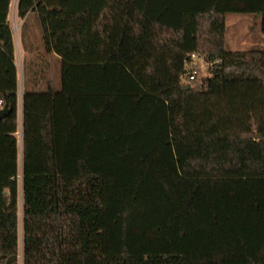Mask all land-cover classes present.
Returning <instances> with one entry per match:
<instances>
[{
	"label": "trees",
	"instance_id": "16d2710c",
	"mask_svg": "<svg viewBox=\"0 0 264 264\" xmlns=\"http://www.w3.org/2000/svg\"><path fill=\"white\" fill-rule=\"evenodd\" d=\"M0 0V264H18L17 67ZM98 20L22 95L23 264H264V49H225L264 0H18ZM61 15V14H58ZM191 53L208 76L182 83Z\"/></svg>",
	"mask_w": 264,
	"mask_h": 264
},
{
	"label": "rangeland",
	"instance_id": "374dc122",
	"mask_svg": "<svg viewBox=\"0 0 264 264\" xmlns=\"http://www.w3.org/2000/svg\"><path fill=\"white\" fill-rule=\"evenodd\" d=\"M18 0H11L7 16L15 49L17 67V114L18 127L15 133L18 143V264H23L22 231V129L21 102L24 90L41 91L48 86L60 88V63L58 51L97 48L98 20L93 13L80 14L88 23L77 21V15L37 14L35 12L20 18L17 14ZM254 48L264 49V33L260 27V16L255 14L227 13L225 15V49L247 52ZM196 66L200 76H208L207 63L198 59ZM189 65H186L188 69ZM182 83H187L183 76Z\"/></svg>",
	"mask_w": 264,
	"mask_h": 264
},
{
	"label": "built area",
	"instance_id": "2783aa9c",
	"mask_svg": "<svg viewBox=\"0 0 264 264\" xmlns=\"http://www.w3.org/2000/svg\"><path fill=\"white\" fill-rule=\"evenodd\" d=\"M188 59H189L188 60L189 67L186 70L184 77L187 80V82H190L195 78L197 71H198L195 60L197 61L198 59H201V56H199L197 53H191ZM0 104H1V101H0Z\"/></svg>",
	"mask_w": 264,
	"mask_h": 264
},
{
	"label": "water",
	"instance_id": "95a60500",
	"mask_svg": "<svg viewBox=\"0 0 264 264\" xmlns=\"http://www.w3.org/2000/svg\"><path fill=\"white\" fill-rule=\"evenodd\" d=\"M9 110L6 107L0 108V117L5 115Z\"/></svg>",
	"mask_w": 264,
	"mask_h": 264
},
{
	"label": "crops",
	"instance_id": "0c3cea01",
	"mask_svg": "<svg viewBox=\"0 0 264 264\" xmlns=\"http://www.w3.org/2000/svg\"><path fill=\"white\" fill-rule=\"evenodd\" d=\"M14 44V43H13ZM57 56V58H58V55H56ZM14 57H15V49H14ZM18 91V90H17ZM20 114H21V129H22V102H21V112H20ZM17 118H18V114H17ZM17 121H18V119H17ZM17 127H18V123H17Z\"/></svg>",
	"mask_w": 264,
	"mask_h": 264
}]
</instances>
